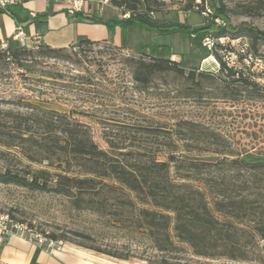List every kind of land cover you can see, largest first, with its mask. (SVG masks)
Segmentation results:
<instances>
[{"label":"rangeland","instance_id":"374dc122","mask_svg":"<svg viewBox=\"0 0 264 264\" xmlns=\"http://www.w3.org/2000/svg\"><path fill=\"white\" fill-rule=\"evenodd\" d=\"M100 1L92 4V15L128 17L111 1L104 6ZM150 1L149 10L141 11L153 12L150 15L155 20H177L202 27L211 18L209 6L205 4L202 10L201 0ZM216 1L226 6L233 26L248 23L264 31V0ZM68 4L65 0H37L34 4L35 11L46 13L38 29L53 47L21 51L17 60L11 56L0 58V127L13 130L17 122L12 115H19L29 120L33 132L41 134L42 122L47 120L44 112L53 111L67 114L77 122L110 158L119 151L111 148L107 141L124 145L120 152L147 151L165 161L163 134L181 133L186 127L184 123H189L217 134L221 141H226V148L233 151L234 158L251 163L264 161V41L254 43L243 32L219 39L223 49H216L210 38L209 49L205 40L198 45L185 34L163 36L139 26L126 32H114L100 24L76 23L68 13ZM12 23L2 16L0 29L15 45ZM216 23L223 25L221 20ZM75 37L74 42H68ZM85 40L91 43H83ZM64 42L68 43L59 46ZM213 51L259 86L252 90L241 88L237 100L224 97L219 63ZM154 59L180 64L179 69L186 74L195 73L194 82L176 72H167L157 76L147 91L140 92L133 81L135 64ZM9 140L5 138L0 143V171L61 173L66 168L65 163L46 160L43 154L28 152L21 146L9 148L5 145ZM188 143L189 148L178 152L185 158L214 163L224 157L205 146ZM105 182L114 187L115 192L104 190L107 202L103 215L76 209L69 197L3 184H0V213L9 215L15 223L26 225L35 234L48 239L54 235L65 244L108 260L131 258L130 261L146 264L164 261L169 264H232L225 259L197 258L188 245L177 242L165 252L159 251L146 232L137 228V213L132 214L130 208L116 202V198H134V195L121 189L115 180ZM195 185L200 184L195 182ZM250 253L253 261L243 264H264L263 242L254 241Z\"/></svg>","mask_w":264,"mask_h":264},{"label":"trees","instance_id":"16d2710c","mask_svg":"<svg viewBox=\"0 0 264 264\" xmlns=\"http://www.w3.org/2000/svg\"><path fill=\"white\" fill-rule=\"evenodd\" d=\"M110 1L113 6L123 9L128 17L104 18L83 14L72 17L76 23L100 24L114 32H126L139 26L163 36L185 34L198 45H202L206 38H212L216 49L224 48L219 39L243 32L254 43L264 41V31L248 23L233 26L221 1L201 0L202 10L207 4L211 17L202 27L177 20L153 19L150 15L153 12L145 11L149 10L150 0ZM143 8L145 10L141 11ZM15 9L12 10L14 14ZM216 20H221L223 25H218ZM21 51L25 50L11 47L9 52L0 51V58L11 56L17 60ZM51 53L58 54L55 51ZM213 54L219 63L224 97L237 100L241 88L252 90L259 86L225 62L217 51ZM179 67L180 64L162 59L139 61L134 68V84L140 92L147 91L157 76L167 72H176L194 82L195 73L186 74ZM44 115L47 120L42 122L44 129L41 134L32 131L33 125L26 117L12 115L16 126L13 130L0 127V143L9 138L10 143H5L7 147L21 146L28 152L43 154L46 160L56 159L60 165L65 163L66 168L61 173L38 170L26 174L4 169L0 171V184L69 197L76 209L103 215L107 202L104 190L115 192V188L105 181L115 180L121 189L134 195V198H116L117 204L130 208L132 214L137 213V228L143 229L161 252L177 242L188 245L197 258L225 259L232 264H243L253 261L250 247L254 241L259 239L264 244V161L251 163L243 158H234L233 151L226 148V141L189 123H184L186 127L181 133L163 134L165 161L158 160L147 151L120 152L124 145L107 141L111 148L119 151L110 158L67 114L45 111ZM188 142L205 146L212 153L224 157L214 163L185 158L178 152L181 148H189ZM195 182L200 185H195ZM50 238L60 241L54 235ZM122 260L130 261L131 258ZM161 264L169 263L164 261Z\"/></svg>","mask_w":264,"mask_h":264},{"label":"crops","instance_id":"0c3cea01","mask_svg":"<svg viewBox=\"0 0 264 264\" xmlns=\"http://www.w3.org/2000/svg\"><path fill=\"white\" fill-rule=\"evenodd\" d=\"M66 5L71 0H65ZM36 2L27 3L22 7H18L14 12L10 14H0V19L5 16L13 21L11 28L13 36L15 33V27L19 23L28 31L26 34L28 37H32L35 33H40L43 37L44 46L48 45L46 38L38 29V23L42 22V17L46 15L45 12L39 13L35 11ZM35 4V5H34ZM69 5V4H68ZM60 8V7H59ZM39 15V18H33L32 14ZM41 15H43L41 17ZM77 38H71L68 42H74ZM7 37H4L0 29V44L6 42ZM15 45L9 42L13 48H19V43L13 40ZM68 42L59 44L63 46ZM57 46V45H55ZM0 264H146L145 262L135 261H114L101 258L100 256L85 250L81 247L71 244H65L62 241H58L53 247H49L48 244L40 246L37 242L24 239L18 234L11 233L4 235L0 231Z\"/></svg>","mask_w":264,"mask_h":264},{"label":"built area","instance_id":"2783aa9c","mask_svg":"<svg viewBox=\"0 0 264 264\" xmlns=\"http://www.w3.org/2000/svg\"><path fill=\"white\" fill-rule=\"evenodd\" d=\"M36 0H0V13L10 14L15 8L22 7L27 3L35 2ZM110 0H101L100 5L109 4ZM95 3V0H71L69 3L68 13L73 16L76 14H83V16H91V6ZM99 12H101L99 10ZM210 13V11H208ZM100 14V13H99ZM98 14V16H99ZM36 18V14L31 15ZM14 40L19 43V49L25 51H38L43 48V37L40 33H35L32 37H28L25 32V28L21 24H17L15 27ZM205 45L211 49V40L206 38ZM11 46L8 41L0 44V51L9 52ZM0 231L2 234L7 235L11 233L18 234L24 239L37 242L40 246L48 244L49 247H53L57 244L56 241L50 240L47 237H43L39 234H35L26 225L21 223H15L9 215L0 213Z\"/></svg>","mask_w":264,"mask_h":264}]
</instances>
